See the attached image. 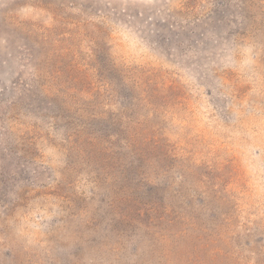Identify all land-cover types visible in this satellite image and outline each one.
I'll return each instance as SVG.
<instances>
[{
	"label": "rangeland",
	"instance_id": "1",
	"mask_svg": "<svg viewBox=\"0 0 264 264\" xmlns=\"http://www.w3.org/2000/svg\"><path fill=\"white\" fill-rule=\"evenodd\" d=\"M0 264H264V0H0Z\"/></svg>",
	"mask_w": 264,
	"mask_h": 264
}]
</instances>
